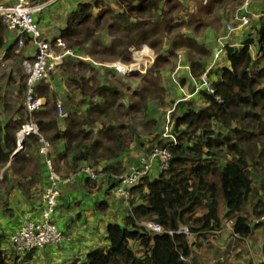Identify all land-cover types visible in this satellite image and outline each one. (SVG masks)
<instances>
[{"label": "trees", "instance_id": "16d2710c", "mask_svg": "<svg viewBox=\"0 0 264 264\" xmlns=\"http://www.w3.org/2000/svg\"><path fill=\"white\" fill-rule=\"evenodd\" d=\"M105 1L83 2L72 12L67 27L61 31L68 48L76 53L86 51V45L95 39L99 30L106 29L111 43L99 46L92 53L94 57L101 56L99 62H133L131 47L146 45L157 54L154 69L159 70L160 61L169 63L177 56L176 49H185L192 75L200 80L208 68L205 59L211 52L199 44L197 35L181 32L190 24L182 19L181 14L187 8L180 1L114 0L122 10L103 6ZM217 6L218 0H212L205 9ZM256 29V40L249 38L238 47L226 44L230 65L222 68L217 80L212 78L215 92L198 90L207 105L197 107L188 99L174 105L169 124L175 139H155V147L170 149V166L157 177H145L132 188L139 191L138 198L131 201V211L124 224L108 225L109 246L95 249L85 261L72 264H197V258L193 259L190 236L179 232L181 227H186L191 235L204 238L221 230L226 221L232 223L234 233L240 238H253L256 229L264 227V182L255 184L254 178L257 172L264 176V67H260L264 60V21ZM6 31L0 17L2 52ZM252 46L258 50L256 59L252 55ZM15 48L13 43L3 53L4 57L19 56ZM75 64L65 67L70 85V93L62 105L68 112L64 118L65 129L59 126L58 96L45 82H40L36 90L47 102L34 112L33 120L52 145L54 165V150L62 142L63 156L73 155L72 173L78 172L85 163L96 168L100 176L101 160L118 157L130 147L132 140L126 132L127 126L112 122L113 118H119L121 109L126 107L123 100L130 95L112 84L113 81L108 82L100 75L101 78L92 63L81 59ZM155 70H151L152 78L148 74L141 76L152 87V91L146 87L144 92L154 94L157 87L161 88L160 76H155ZM26 78L23 76L20 88V95L25 98ZM195 89L197 86L192 88ZM75 92L83 96V105L89 103L82 113L77 108ZM144 92H134L140 102L129 106L127 114L143 108L138 103L146 96ZM9 112L12 114L9 118L0 117V169L11 161L17 148V133L31 119L26 104H18ZM92 123L102 124L97 137L86 131V126ZM32 145H37L40 152L36 135L28 137L24 148L12 158V164L22 177L40 180L38 173L44 164L35 161ZM102 172L115 182V176L123 173L111 165ZM146 220L161 224L163 231L156 232L141 224ZM135 242L144 247L143 255L136 254ZM34 251L6 250L0 242V264H29ZM22 256L24 258L20 260Z\"/></svg>", "mask_w": 264, "mask_h": 264}, {"label": "crops", "instance_id": "0c3cea01", "mask_svg": "<svg viewBox=\"0 0 264 264\" xmlns=\"http://www.w3.org/2000/svg\"><path fill=\"white\" fill-rule=\"evenodd\" d=\"M17 1L0 0V3L13 4ZM31 1H50V4L44 10L36 14V21L44 37L54 40L57 37H61V31L67 27L69 18L72 12L77 10L78 5L92 0ZM178 1L187 8L186 12L181 14L182 19L186 20V22L188 21L190 24L184 27L181 32L188 36L197 35L199 44L210 50L211 55L205 59V66L211 69L212 78L217 80L221 76L222 68L230 65L225 49L217 56L222 47L221 39L227 35V26L235 24L234 16L237 12L241 11L243 0H223L222 2L218 0L217 7H209L208 9L205 8L209 3H204V0L201 3H199L200 0ZM209 2L211 4L212 0ZM249 7L253 15L252 22L247 26L236 29L228 38L224 39L227 44L238 47L249 38L257 39L256 28L264 21V0H254ZM117 9L122 10L119 7ZM196 28L198 29V33L195 31ZM15 40L16 34L6 31L4 52ZM26 42L27 49L25 48L24 55L33 56L35 51L34 45L28 39ZM4 52L0 51V57ZM176 53L177 56L170 59H177L175 63H172V71L166 67V69L162 71L157 70L154 73L155 76L160 75L161 86L169 94L168 101H170L169 104L171 106L169 110L179 100L183 99L191 100L197 107L207 105V101L201 93L197 89L192 90V88H196L199 79L192 75L187 51L185 49H176ZM165 54L169 58L171 57L169 54ZM156 57L157 54H155V59ZM83 60L89 61L91 58L88 60L84 57ZM151 67L152 65H148L146 71L135 70L129 74H123L114 68H110L113 69L115 74H121L120 76L125 79L126 76L137 78L138 76L141 77L139 74L149 75ZM260 67H264V60L260 63ZM115 74L108 73L107 71L103 78L110 82L113 81ZM166 79L168 81L172 80V83L167 82ZM121 83L122 79L119 78L117 83L113 81L112 84L126 93L130 90L139 92L140 86H142L141 84L134 87ZM136 84L137 82L135 81L133 85ZM149 88L152 89L151 86ZM50 89L52 93L57 94L58 100L64 102L66 96L70 93L68 73L61 72L54 76ZM73 96L79 112H84L89 103L83 105L81 101L83 96L79 92H75ZM40 97L47 102L46 97ZM124 100L125 109L133 104V102L127 104ZM149 106L150 104L147 103L146 107L148 109ZM124 108L122 109L123 113L125 111ZM63 109L65 108L63 107ZM141 110L136 109L135 111ZM64 118L60 115L59 126L62 130L65 129ZM112 122L114 125L125 124L127 126L126 132L131 135L132 141L126 152L120 154L118 157L112 159L106 158L100 161L98 170L101 172V175L97 179H90L83 173H72L73 155L63 156L64 148L62 142L54 150L55 166L58 172L64 177H71V179H67L61 184L59 205L54 214V221L64 231L66 238L63 244L59 246H47L35 250L29 264H72L76 261H85L91 251L109 246L107 227L110 223L124 224L127 215L131 211V202L128 203L120 196L116 188L117 182L110 179L102 170L107 165H111L118 171H127L131 166L138 164L140 157L148 151L147 147L149 144L144 145L148 140H143L141 134H137L136 129L134 130L135 126L129 125L124 117L113 118ZM101 128V123H96L95 125L92 123V125L86 126V131L92 132L97 137L98 131ZM163 135L166 137L165 133ZM164 137L160 136L161 139H164ZM31 151L35 157V161H40L44 164V168L38 173L41 176L40 180L33 179L31 176L22 177L20 175L16 166L12 164V158L18 152H14L11 156V161L0 169V242L6 250L11 248L9 238L12 233H15L22 227L26 218L39 214L40 207L43 204V194L49 183L48 168L44 155L42 152H39L37 145H32ZM83 165L86 164L84 163ZM158 175L159 172L156 168L151 176H149V179H153ZM254 178L260 180L259 178L263 177H260L257 172L254 173ZM144 191L147 192L148 188L145 187ZM138 195L139 191L132 190L131 201L137 199ZM149 222L148 220L141 221V224L147 226L146 224ZM255 234H257V237L254 238H240L234 233L232 223L226 221L225 226L221 230L211 232L208 238L197 235L190 236V242L194 250L193 259H195V256H198L196 259L197 264H215L217 262L218 264H264V228H257ZM134 249L137 255L141 256L144 254V247L140 242L134 243ZM23 258L24 256L20 257V260Z\"/></svg>", "mask_w": 264, "mask_h": 264}, {"label": "built area", "instance_id": "2783aa9c", "mask_svg": "<svg viewBox=\"0 0 264 264\" xmlns=\"http://www.w3.org/2000/svg\"><path fill=\"white\" fill-rule=\"evenodd\" d=\"M210 0H204V3H209ZM254 0H243L241 4V11L235 14V24L227 26V35L221 39L219 52L225 49L226 42L224 39L228 38L236 29L247 26L251 23V12L249 6ZM50 3L49 2H32L31 0H18L13 4L0 3V17L5 24L7 31L16 34L14 41L16 48L15 53L24 56L26 48V40L34 45L35 51L33 60L28 61L25 58L24 64L27 68V91H26V106L30 113V121L25 123L17 133V148L15 152L21 151L24 148L23 143L26 144L30 135H36L39 138L40 152L45 157L46 165L49 174V183L43 194V204L40 207L37 216H29L24 220L22 227L14 233L11 237V249L16 252L25 253L32 250L42 249L47 246H59L63 244L66 235L57 223L54 221V214L59 205V197L61 194V184L71 177H64L55 169V165L51 158L52 145L46 140L40 130L39 125L33 120L35 111L40 110L45 105V101L37 94V85L40 82L48 83L49 86L52 81V76L60 70L64 65L66 58L70 56L76 57L78 54L74 50L67 47L65 40L62 37H57L54 40H49L44 37L42 30L36 21V14L44 10ZM135 62L126 63L122 60L113 61L108 64L109 67L114 68L116 71L129 74L132 71L140 70L146 71L148 65L155 62V51L148 46L141 48L131 47ZM141 51H146V55L150 57V61L145 63L144 67L139 61L143 60ZM252 55L256 59L257 48L251 47ZM140 53V54H139ZM81 58L84 59L83 56ZM90 59V57H86ZM107 63V62H105ZM104 63V64H105ZM197 90H206L210 93L215 92L212 77L210 75V68H207L197 84ZM217 99H220L217 97ZM59 113L65 117L68 112L63 109V101L58 100ZM167 125L169 126V120ZM168 126L166 127L165 136L174 140L175 136L171 133ZM172 154L168 147H155L149 152L140 157L138 164L131 166L127 171L123 172L117 178V192L128 203L132 199V188L139 184L145 177L158 169L159 174L168 170L170 166ZM78 173H83L91 179H97L99 172L96 168L86 164L83 165ZM148 228L153 231L161 232L163 227L157 222L150 221L146 224ZM179 232H185L192 236L186 227H181ZM173 233V232H171Z\"/></svg>", "mask_w": 264, "mask_h": 264}, {"label": "rangeland", "instance_id": "374dc122", "mask_svg": "<svg viewBox=\"0 0 264 264\" xmlns=\"http://www.w3.org/2000/svg\"><path fill=\"white\" fill-rule=\"evenodd\" d=\"M48 2L50 3V1H48ZM103 6H110L112 8H117L116 7L117 5L115 2H113V0H110V1L106 0ZM97 11H98V9H97ZM251 18H253L252 14H251ZM110 43H111V38L108 34V31L106 29L99 30L95 39L86 45L87 50L86 51L82 50L79 52L77 51L78 55L76 57L69 55L66 58V61L63 65L64 67H61L60 70L57 71V73L52 76V79L54 78V76L58 75L59 73L66 72V70L68 71V69H65V67L73 66V64L76 65L75 63H77L78 60H81V59L83 60V58H81V56H83V57L89 56L91 58L92 61L89 60L87 62L92 63L97 68L99 76L102 75L104 77V75L106 74V72L108 70H109L108 73L115 74L113 69H111L108 65L110 63H113V61L107 62L104 64V63H101L98 61L99 59L101 60L100 55L97 57H94L92 55L93 51L95 49H97L99 46H107ZM26 49L24 50V53H25ZM140 53H141V56L144 57V59L139 61V62L144 67L145 63H148L150 61V57L148 55H146V51H141ZM25 58L28 59L29 62L33 60V56H25V55L24 56L19 55L16 58H10L9 59V58H5L4 54H2L0 57V117L3 119L9 118L12 115L9 111H11V112H12V110L14 111L15 107L18 104H24L25 105V102H26L25 95H23V96L20 95L21 80H22L23 76H27V68L24 64ZM176 60L174 58L173 60H170L169 63H164L162 60L158 63L157 69H159V71H162L163 69H166V67H168L172 71L173 70V64L172 63L173 62L175 63ZM72 62H74V63H72ZM154 66L155 65L153 63L152 67L149 70L150 71L155 70ZM155 71H157V70H155ZM120 75L121 74L116 73L115 77L113 78V81H115V80L118 81V79L120 78V79H122L121 84H126L127 86L131 85L134 87L140 86L142 84V86H140V91H139L142 93L144 92L146 87H150L149 86L150 84H147L139 76L137 78H130V77L126 76V78L124 79ZM139 75L142 76V74H139ZM210 75H211V72H210ZM148 76L150 78H152L151 73H149ZM158 78H160V77H158ZM166 78H168V77H166ZM135 81L137 82V84L133 85ZM166 81L172 83V80L168 81L166 79ZM161 88H162V86H161ZM161 88L157 87L156 92L154 94H152V92H150V93L149 92L147 93L146 91L144 92L146 96H144V99L141 101V103H138V105L142 106L144 108V110L142 108L141 111H135V112L133 111L131 114H127L126 113L127 108H126L124 113H123L122 109L120 112V116L124 117L126 119V122L129 125L135 126L134 130L136 129L137 134H141L143 140H148L147 142L144 143L145 146L149 144V146L147 147L148 148L147 150H150L151 148H154L155 145H157V142L155 141L156 138H160V136L164 137L163 134L165 133L166 127L168 126L167 123H168V120L170 117L169 114L171 113V110H172V109L169 110L171 108V106L169 104L170 101H168V95L169 94L166 93L164 89H163V92H161ZM153 89L155 90V88H153ZM151 91H152V89H151ZM128 95H130V97L128 96L125 98L126 100H124L125 102H127V104L132 103V102L133 103L140 102V98L137 97L136 95H134V91L130 90L128 92ZM145 98L147 99L146 104H145ZM147 103L150 104V106H151V107L149 106V109H148V107H145V105H147ZM117 117H118V115H117ZM168 128H169V130L172 129L170 124H169ZM128 131L131 133V131L129 129H128ZM164 138H166V137H164ZM260 177L264 178L263 175H261ZM263 178H259L260 180L255 179V184L263 183L264 182ZM255 233H256V231H255ZM255 233H254V237H257V234H255ZM13 235H14V233H12L11 237ZM11 237L9 238L10 239V242H9L10 246H11ZM195 258H197V256H195ZM215 264H218V262Z\"/></svg>", "mask_w": 264, "mask_h": 264}, {"label": "water", "instance_id": "95a60500", "mask_svg": "<svg viewBox=\"0 0 264 264\" xmlns=\"http://www.w3.org/2000/svg\"><path fill=\"white\" fill-rule=\"evenodd\" d=\"M23 145L25 146V143H23ZM20 151V150H19ZM19 151H17V152H19Z\"/></svg>", "mask_w": 264, "mask_h": 264}]
</instances>
